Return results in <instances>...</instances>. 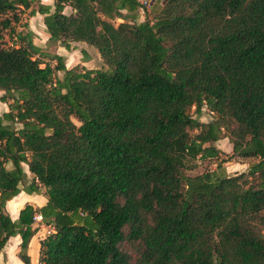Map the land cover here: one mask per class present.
<instances>
[{"label":"trees","instance_id":"1","mask_svg":"<svg viewBox=\"0 0 264 264\" xmlns=\"http://www.w3.org/2000/svg\"><path fill=\"white\" fill-rule=\"evenodd\" d=\"M138 1L36 8L49 42L91 46L103 69L42 63L29 34L0 46V251L19 236L28 264L36 213L37 264H264V0H159L151 22ZM29 6L0 0V41ZM224 137L246 171L188 176ZM41 189L12 221L5 203Z\"/></svg>","mask_w":264,"mask_h":264},{"label":"rangeland","instance_id":"2","mask_svg":"<svg viewBox=\"0 0 264 264\" xmlns=\"http://www.w3.org/2000/svg\"><path fill=\"white\" fill-rule=\"evenodd\" d=\"M159 0H155L153 6H146L142 10H138V18L136 22H142L143 20H148L152 21L155 13L158 11L160 8V5L158 3ZM34 9H36L35 6H33ZM68 12V9L65 11ZM28 14V11L24 10L21 11L20 14V23H17L12 31V34H20L21 32L26 31V27L24 24L23 19L26 18V15ZM23 29H22V28ZM42 29L41 31L37 34H33V44L37 45L36 48L39 50V53L35 55L34 57L37 58L42 63L48 62L51 66L54 65V63L51 61H48L43 55L44 54H52L53 52V47L54 46H60L59 43H54V42H49L47 39H45V35ZM31 32L28 31V34ZM11 33L3 32L2 39L0 41V46L4 49H10L13 47L18 46L17 40L12 42L11 40ZM73 48L76 51V55L78 56L79 64L78 66H83L82 64L85 65L84 68L88 69H103V66L100 62L99 56L96 52V50L88 46L84 43L77 42V43H71ZM70 44V46H71ZM42 54V55H41ZM70 62L65 61L64 66L70 67ZM56 77H60V73H55ZM2 92H0V95ZM7 110L6 105L0 103V114L4 111ZM193 112V108H191L190 113ZM213 119V116L209 114V112L206 109H201L200 115L198 117V120L200 122H208ZM15 129L18 128V125H12ZM213 146L219 151V155L216 158H211V159H205V160H199L195 159L193 162L195 164V168H193L190 171H187L186 174L188 176H196L199 175L203 172H223V175L225 176H234L237 175L241 172H245L248 166L253 163V160L251 159H227V157L231 154L230 150V144L228 143V138L224 137L221 138L219 141L215 142ZM8 166V165H7ZM26 182H28L26 180ZM24 183L22 184V186ZM14 215V213L12 214ZM38 228V227H34ZM39 229V228H38ZM43 234L46 236V231H43ZM121 250L125 251L131 258L134 257V251L130 245L122 244L121 245ZM4 259H0V264H5Z\"/></svg>","mask_w":264,"mask_h":264},{"label":"crops","instance_id":"3","mask_svg":"<svg viewBox=\"0 0 264 264\" xmlns=\"http://www.w3.org/2000/svg\"><path fill=\"white\" fill-rule=\"evenodd\" d=\"M53 0H30V6L26 11H28V14L26 15V18L23 19L26 31L21 32L20 34H28V31L31 32L29 35L31 43L33 44V34L39 33L41 29L45 31V28L42 24V16L37 13L36 9L33 8L35 6L36 8L38 6H52ZM68 9V12H65ZM24 11V10H23ZM33 11V15H30L29 12ZM70 9L69 7L64 8V13H69ZM20 23V21L18 22ZM22 28V27H21ZM23 29V28H22ZM45 39L48 38V35L44 32ZM35 47L37 45L33 44ZM73 46L71 44L70 50L66 51L61 46H54L52 54L60 56L65 61L70 62V67L65 66V68L69 69L73 67L74 65L79 64L78 56L76 55L75 49H72ZM83 67H85L84 64H82ZM88 69V68H86ZM5 105V104H4ZM4 110L3 112H5ZM8 165V166H7ZM6 165L7 169H10L11 166L9 164ZM22 170L25 173L26 180L29 181L32 176L28 173L27 167L25 165H22ZM19 188L21 189L22 186L20 185ZM46 202L45 197L43 196V189H41L39 194H26L23 191L20 190V192L10 200H8L5 203V211L9 215L10 219L12 221L17 219L18 212L23 208L24 205H29L33 209L42 207ZM14 213V215H12ZM38 227L36 233L29 239L27 245H26V255L28 256V264H37V257H38V248H39V241L42 240L45 235L43 234V231H46V235L51 231L49 227L41 224L38 225H32L31 228ZM19 243L20 238L19 236L10 237L2 250L0 251V259H4L5 264H23L17 257L18 251H19Z\"/></svg>","mask_w":264,"mask_h":264},{"label":"built area","instance_id":"4","mask_svg":"<svg viewBox=\"0 0 264 264\" xmlns=\"http://www.w3.org/2000/svg\"><path fill=\"white\" fill-rule=\"evenodd\" d=\"M142 6H144V7H146V6H150L151 5V2H149V1H142V0H139L138 1ZM11 40H12V42H14V41H16L17 40V34H12L11 35ZM209 114H211V113H209ZM42 224V219H41V216L39 215V214H34L33 216H32V225H38V226H40Z\"/></svg>","mask_w":264,"mask_h":264}]
</instances>
